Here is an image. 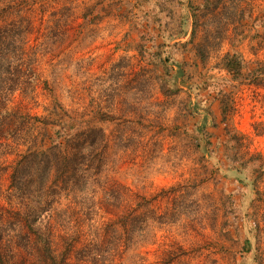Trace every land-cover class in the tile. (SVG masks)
<instances>
[{
    "label": "rangeland",
    "instance_id": "obj_1",
    "mask_svg": "<svg viewBox=\"0 0 264 264\" xmlns=\"http://www.w3.org/2000/svg\"><path fill=\"white\" fill-rule=\"evenodd\" d=\"M49 3L20 13L29 32L0 83V216L57 103L108 137L104 175L150 200L155 237L123 264H264V0ZM68 204L58 193L33 207L47 226ZM92 209L66 217L88 243L107 222Z\"/></svg>",
    "mask_w": 264,
    "mask_h": 264
},
{
    "label": "trees",
    "instance_id": "obj_2",
    "mask_svg": "<svg viewBox=\"0 0 264 264\" xmlns=\"http://www.w3.org/2000/svg\"><path fill=\"white\" fill-rule=\"evenodd\" d=\"M57 1L0 0V83L8 81L3 72L18 60L16 54L29 32L27 20L20 15L22 10L29 9L30 3L45 7ZM62 9L68 14L71 6ZM63 11L51 12L55 24L66 15ZM45 36L41 48L54 41L51 34ZM56 110L58 118L45 123L47 129L52 127L50 136L28 147L13 166L9 189L14 204L0 216V264H123L127 251L130 263L137 262L138 257L144 261L136 250L151 244L155 237L150 200L141 199L123 183L104 175L108 137L102 129L95 139L89 121L70 115L57 103ZM96 147L98 153H94ZM58 193L64 194L69 204L65 211L55 213V226H46L43 216L47 209L36 211L33 206H42L48 196ZM129 193L135 196L129 198ZM128 199L133 201L131 206ZM97 204L107 220L97 229L100 242L97 233L94 243L86 242L81 228L69 234L70 217L78 210L88 214ZM142 204L146 205L143 212ZM118 250L120 261L116 262ZM259 264H263L262 259Z\"/></svg>",
    "mask_w": 264,
    "mask_h": 264
}]
</instances>
